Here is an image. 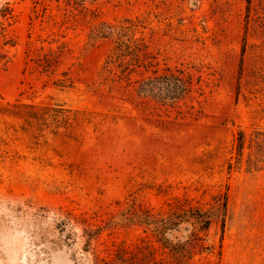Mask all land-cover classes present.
Segmentation results:
<instances>
[{"label": "rangeland", "instance_id": "rangeland-1", "mask_svg": "<svg viewBox=\"0 0 264 264\" xmlns=\"http://www.w3.org/2000/svg\"><path fill=\"white\" fill-rule=\"evenodd\" d=\"M0 264H264V0H0Z\"/></svg>", "mask_w": 264, "mask_h": 264}, {"label": "trees", "instance_id": "trees-1", "mask_svg": "<svg viewBox=\"0 0 264 264\" xmlns=\"http://www.w3.org/2000/svg\"><path fill=\"white\" fill-rule=\"evenodd\" d=\"M137 20L126 18L119 24L108 25L109 32L114 36V47L110 55L106 58L103 66L104 73L109 74L112 64V73L116 68H120L116 75L119 80L126 79L132 68L141 63L143 55L142 44L139 43L135 32L137 30ZM141 58V59H140ZM108 60V62H107ZM130 61V62H128ZM113 80H116L113 78ZM186 88L185 80L173 73L150 77L142 80L136 86V92L143 95H152L159 99H173L179 97ZM243 133L237 132L236 152L241 155L243 148ZM224 207V205H223ZM194 219L203 222L204 227L211 219L210 213L191 215Z\"/></svg>", "mask_w": 264, "mask_h": 264}]
</instances>
